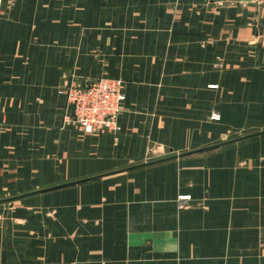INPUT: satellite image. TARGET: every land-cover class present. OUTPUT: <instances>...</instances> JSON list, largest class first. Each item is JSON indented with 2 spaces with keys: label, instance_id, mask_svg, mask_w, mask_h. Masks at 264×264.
<instances>
[{
  "label": "crops",
  "instance_id": "obj_1",
  "mask_svg": "<svg viewBox=\"0 0 264 264\" xmlns=\"http://www.w3.org/2000/svg\"><path fill=\"white\" fill-rule=\"evenodd\" d=\"M3 7L0 264H264V0ZM99 76L117 138L62 126Z\"/></svg>",
  "mask_w": 264,
  "mask_h": 264
},
{
  "label": "built area",
  "instance_id": "obj_2",
  "mask_svg": "<svg viewBox=\"0 0 264 264\" xmlns=\"http://www.w3.org/2000/svg\"><path fill=\"white\" fill-rule=\"evenodd\" d=\"M261 1V0H239ZM4 11L3 0H0V14ZM60 92L66 95V111L62 118V126L71 125L73 128L92 134H113L117 138L120 131L118 116L123 112V79L119 77L99 76L85 80L81 84L66 83ZM73 105V112L69 107ZM210 118L218 119V112H212ZM181 200L189 195H179ZM182 201L180 206L184 207Z\"/></svg>",
  "mask_w": 264,
  "mask_h": 264
},
{
  "label": "water",
  "instance_id": "obj_3",
  "mask_svg": "<svg viewBox=\"0 0 264 264\" xmlns=\"http://www.w3.org/2000/svg\"><path fill=\"white\" fill-rule=\"evenodd\" d=\"M70 109H71V113H72L73 112V105L70 106ZM257 133H259V132H253V133H250V134H246L244 136H239L238 138H242V137H245V136L254 135V134H257ZM2 264H5V250L3 251V254H2Z\"/></svg>",
  "mask_w": 264,
  "mask_h": 264
}]
</instances>
